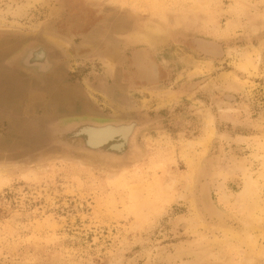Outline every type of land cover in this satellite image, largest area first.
<instances>
[{
	"label": "rangeland",
	"instance_id": "rangeland-1",
	"mask_svg": "<svg viewBox=\"0 0 264 264\" xmlns=\"http://www.w3.org/2000/svg\"><path fill=\"white\" fill-rule=\"evenodd\" d=\"M83 114L150 121L141 156L0 152V264H264V0H0V148Z\"/></svg>",
	"mask_w": 264,
	"mask_h": 264
},
{
	"label": "water",
	"instance_id": "water-1",
	"mask_svg": "<svg viewBox=\"0 0 264 264\" xmlns=\"http://www.w3.org/2000/svg\"><path fill=\"white\" fill-rule=\"evenodd\" d=\"M33 45L42 50V54L50 57L48 49L43 44ZM33 45L23 47L15 57H17L18 64L22 66L26 73H31L35 79L42 83L44 77L51 74L55 69L57 59L52 58V62H49L50 59L45 57L48 64L43 62L42 65H35L36 68H34L29 59L25 60L30 52L29 47ZM135 55L140 71L144 72L145 69L140 63L142 59L139 53L137 52ZM150 64L152 65V71L147 70L146 76L149 79H156V65L153 61ZM149 124L150 121L141 119L138 116L64 115L26 129L28 131L25 135V143L33 148L29 149L27 145L17 144L0 148V152L1 155L8 158L30 159L44 151L62 150L105 162L121 163L135 160L141 156V148L137 145V136ZM107 126L113 127L118 132L112 133L100 143L94 144L91 139L94 131H100Z\"/></svg>",
	"mask_w": 264,
	"mask_h": 264
},
{
	"label": "bare ground",
	"instance_id": "bare-ground-1",
	"mask_svg": "<svg viewBox=\"0 0 264 264\" xmlns=\"http://www.w3.org/2000/svg\"><path fill=\"white\" fill-rule=\"evenodd\" d=\"M34 45L30 48V52L27 54V58L25 60H28V58H30V54H31V50L33 49ZM47 59H50L51 62V58L46 55ZM249 65V61L246 60V62L244 63V66ZM110 127V130L107 131L106 128ZM106 129V131L103 130V132L100 131H94L93 135H92V141L94 144L100 143L105 137L112 135V133H116L118 132V130H115L113 127L111 126H107L104 127ZM113 131V132H112ZM101 134V135H100ZM205 147V146H204ZM194 171V170H193ZM260 178L263 177L264 178V174L260 173L259 174ZM258 184L256 180H253L252 182H248L247 186L245 188V190L241 193V195L238 194V199L241 202V206L244 207L246 213H250V215L254 214V210L257 209V206L259 205V201L258 199H255V196H258ZM256 216V215H255Z\"/></svg>",
	"mask_w": 264,
	"mask_h": 264
}]
</instances>
